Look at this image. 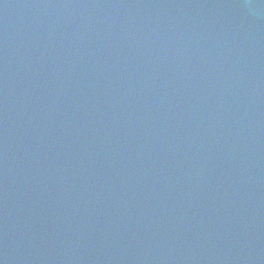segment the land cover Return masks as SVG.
Here are the masks:
<instances>
[{
  "label": "water",
  "instance_id": "95a60500",
  "mask_svg": "<svg viewBox=\"0 0 264 264\" xmlns=\"http://www.w3.org/2000/svg\"><path fill=\"white\" fill-rule=\"evenodd\" d=\"M0 264H264V0H0Z\"/></svg>",
  "mask_w": 264,
  "mask_h": 264
}]
</instances>
